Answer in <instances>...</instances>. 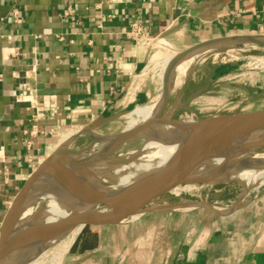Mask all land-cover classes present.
<instances>
[{
	"label": "crops",
	"instance_id": "0c3cea01",
	"mask_svg": "<svg viewBox=\"0 0 264 264\" xmlns=\"http://www.w3.org/2000/svg\"><path fill=\"white\" fill-rule=\"evenodd\" d=\"M136 21L148 34L139 42L127 36ZM235 34H264V0H0V226L60 135L114 125L159 96L162 81L143 74L156 43L186 49ZM232 73L200 90L190 80L186 102L212 86L243 88L226 84ZM194 211L89 228L63 264H264V187L233 215Z\"/></svg>",
	"mask_w": 264,
	"mask_h": 264
},
{
	"label": "water",
	"instance_id": "95a60500",
	"mask_svg": "<svg viewBox=\"0 0 264 264\" xmlns=\"http://www.w3.org/2000/svg\"><path fill=\"white\" fill-rule=\"evenodd\" d=\"M172 32L174 30L166 31L161 38ZM241 46L264 49V34L225 35L189 46L171 60L164 84L162 81L160 105L152 117L133 127L125 126L121 130L105 134L98 132V135L94 131L97 130L100 120H95L59 144L32 172L6 212L0 226V264H28L58 245L80 226L83 228L79 235L89 228L121 224L131 221L134 216L141 217L149 213L202 209L227 217L238 211L246 198L245 188L228 208L203 199L167 202L161 198L176 187L192 183L212 186L230 182L241 184L233 177L221 180L222 175L229 170L206 171L202 169V164L212 153L234 142L249 150L264 149V110L212 114L204 118L195 115L176 118V103L172 114H167L173 91L170 72L176 63L207 48H211L215 53ZM189 82L187 79L180 96ZM195 98H190L184 104L185 107L188 108ZM180 99L181 97L178 102ZM86 136H90L91 141L85 146L75 147L74 144ZM144 140L167 141L175 145L176 150L164 162L144 172L127 186L106 191L96 198L75 205L67 215L58 218L56 222L47 221L46 213L51 210L53 202L70 206L78 202L84 192L83 180L89 167L101 153L111 149L119 151ZM233 164L246 165L247 161L239 160ZM258 165L264 167V162ZM60 173L64 174L63 179H54V176ZM36 206L38 209L24 222L19 221L26 209Z\"/></svg>",
	"mask_w": 264,
	"mask_h": 264
},
{
	"label": "bare ground",
	"instance_id": "6f19581e",
	"mask_svg": "<svg viewBox=\"0 0 264 264\" xmlns=\"http://www.w3.org/2000/svg\"><path fill=\"white\" fill-rule=\"evenodd\" d=\"M213 52L214 50H212L211 48L200 50L195 52L191 57L176 63L170 72V80L173 89H177L183 86L184 80H186V77L188 76L190 70H192L200 60L204 59L207 55ZM177 54L178 52L176 51L173 53H168L163 61L156 63L150 68V72H148L149 69L146 71L148 72L147 76L150 73H156L158 75V78H161V81H163L164 84L169 64ZM217 55L218 54H216V56ZM144 74L146 75V73ZM135 78L136 76L134 77V80H137ZM161 98L162 91L151 104L143 105L138 110L133 112L134 118L127 123L128 128L133 127L136 124L152 117L159 108ZM112 121H114V118ZM94 133L97 135L99 134L98 131H94ZM72 135L73 132L63 135L59 139L57 146L59 144H62ZM116 150L117 149H111L107 152L101 153L96 162L89 167L87 176L83 180L84 192L78 202L76 201L71 206L65 203H52L53 206L51 210L49 211V213L48 211L46 213V219L49 223L56 222L58 218L67 215L73 209V207H75V205L78 206V204H81L89 199L96 198L106 191L117 190L127 186L144 172L164 162L170 155L175 152L176 146L167 141L144 140L143 146L134 152H127L123 154L121 153V155H119L116 153L120 150ZM239 160H246L247 164H233L234 162ZM262 162H264V149L257 151L249 150L239 147L238 143L234 142L226 144L218 151L212 153L209 159H207L202 164V169H205L206 171L229 170L227 173H224L222 175L221 180H228L231 177L235 178L244 185V188L247 191L246 196H248L251 190L256 189L257 187L264 184V167L258 165ZM63 176L64 174L60 173L55 175L54 179L61 180L63 179ZM196 188L197 184L192 183L176 187L172 190V192L176 195H180L181 193L188 194L193 192ZM36 209H38V206L32 207L31 209H26L22 213L19 221L24 222V220L30 214H32L30 211H35ZM134 217H137L135 219L139 218V216ZM134 217H132V220L134 219ZM82 228V226L77 227L58 245L44 252L39 258L35 259L32 262H29L28 264H42L48 256H52L53 260H57L59 264H62Z\"/></svg>",
	"mask_w": 264,
	"mask_h": 264
},
{
	"label": "rangeland",
	"instance_id": "374dc122",
	"mask_svg": "<svg viewBox=\"0 0 264 264\" xmlns=\"http://www.w3.org/2000/svg\"><path fill=\"white\" fill-rule=\"evenodd\" d=\"M156 55L153 56L152 61L150 62L148 68V72H150V68L154 66L156 63L163 61L168 53L180 52L184 50V48H180L175 46L170 41H164L163 43H156ZM173 50V51H172ZM216 54H218L216 56ZM264 49H258L254 47H246L241 46L237 48H226L219 50L215 53H211L207 55L204 59L200 60L186 77L184 80V84L187 79L191 80L189 88L191 90H200L203 86L207 85V82L211 79L216 72L220 70L230 69L232 68V75L229 77V81L226 83L229 85L231 82H239L243 88L234 89L233 87L223 86V87H210L211 92L205 94H199L197 98L194 99L193 107L188 109L185 107V102L188 98V94H182L180 96V92L184 86L180 88L173 89L171 95V104L168 109V115L172 114L173 108H175V102L181 97L178 102V109L175 111L174 116L176 118H184V117H199L204 118L210 116L212 114H231L237 112H248V111H257L264 110ZM146 75L148 74V72ZM143 73V74H144ZM149 77H156L160 83L161 78H158V75L149 74ZM190 76V77H189ZM162 88V87H161ZM160 88L159 92L162 91ZM188 88V90H189ZM247 88V89H245ZM154 101V100H153ZM152 101V102H153ZM149 103H140L135 108L128 110L127 112L122 113L123 115H118L112 121V124H107L101 126L96 131L100 133H109L116 130H121L125 126L128 127V122L134 118V113L140 107ZM70 132L78 133L76 130H72ZM65 134L60 135L57 139H59ZM70 136V137H72ZM91 141L90 136L81 137L75 145V147H81L87 145ZM58 144V142H57ZM56 144V145H57ZM144 144V141H138L130 146L122 148L116 154L121 155V153L134 152L141 148ZM55 146L54 148H56ZM242 184V183H241ZM238 182H230L218 185H197V188L188 194L181 193L180 195L173 194V192L166 194L161 198L163 201L167 202H175L181 199H203L207 200L210 203L217 204L224 208H228L231 204H233L239 196L244 191V185L242 186ZM205 186V188H204ZM262 186L253 189L249 193L248 196L244 199L243 202H246L251 197H253L257 191H260ZM190 194V195H189ZM196 194V195H195ZM31 209V207H30ZM202 210V209H196ZM34 211V210H33ZM33 211H30L33 213ZM186 212H196L194 210H186L180 211L181 214ZM165 213V212H160ZM170 213V212H167ZM179 214V213H178ZM137 217H134V219ZM133 219V220H134ZM77 239V238H76ZM74 244V243H73ZM73 246V245H72ZM66 258V257H65ZM47 261V263H46ZM57 260H53L52 256H48L47 259L42 264H59ZM65 261V259H64ZM65 263V262H63ZM62 263V264H63Z\"/></svg>",
	"mask_w": 264,
	"mask_h": 264
},
{
	"label": "built area",
	"instance_id": "2783aa9c",
	"mask_svg": "<svg viewBox=\"0 0 264 264\" xmlns=\"http://www.w3.org/2000/svg\"><path fill=\"white\" fill-rule=\"evenodd\" d=\"M106 2H123L124 0H104ZM147 30L140 22H133L130 26V29L127 32L129 39L134 40L135 42L143 41L147 38Z\"/></svg>",
	"mask_w": 264,
	"mask_h": 264
}]
</instances>
